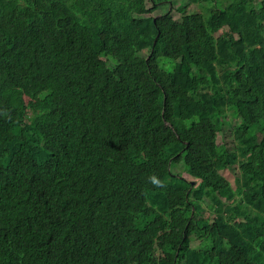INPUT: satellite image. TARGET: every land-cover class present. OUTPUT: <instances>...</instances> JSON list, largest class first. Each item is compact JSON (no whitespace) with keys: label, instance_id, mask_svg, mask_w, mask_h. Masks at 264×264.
I'll return each instance as SVG.
<instances>
[{"label":"trees","instance_id":"16d2710c","mask_svg":"<svg viewBox=\"0 0 264 264\" xmlns=\"http://www.w3.org/2000/svg\"><path fill=\"white\" fill-rule=\"evenodd\" d=\"M171 5L0 0V264H264V0Z\"/></svg>","mask_w":264,"mask_h":264},{"label":"rangeland","instance_id":"374dc122","mask_svg":"<svg viewBox=\"0 0 264 264\" xmlns=\"http://www.w3.org/2000/svg\"><path fill=\"white\" fill-rule=\"evenodd\" d=\"M168 1L171 2V0H168ZM185 4H186V0H172L171 8H172V16L174 17V19L178 20L180 18V13L177 10L179 8H182ZM165 10H167V5L163 4L159 8V10L154 12L152 15H158L164 12ZM198 12H204V10L198 7L197 5H189L186 7V11H185V13H198ZM26 101L32 104L33 106H36L38 104L37 100H33L30 98H27ZM222 122H223V128H222V132L218 135V142L223 143L224 145H226L227 148H231L233 145V142H232V136H231L230 120L228 117H224ZM177 170L181 172V175L187 181H190V182L193 181L195 183V180L187 173V171L185 170L183 166L181 165L178 166ZM220 174L232 185V187H234L235 180L238 178V175H239L236 167H230L225 170H222L220 171ZM204 202L207 203V201H204ZM206 203H203V205L205 206ZM159 233H162V232L159 231ZM166 233H168V231ZM197 244L198 242L196 240L192 241L191 243V245L193 246H196Z\"/></svg>","mask_w":264,"mask_h":264},{"label":"water","instance_id":"95a60500","mask_svg":"<svg viewBox=\"0 0 264 264\" xmlns=\"http://www.w3.org/2000/svg\"><path fill=\"white\" fill-rule=\"evenodd\" d=\"M154 44H155V40H154V42H153V45H154ZM190 183H191V185H193V184H194V182H193V181H191Z\"/></svg>","mask_w":264,"mask_h":264}]
</instances>
